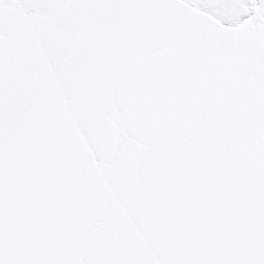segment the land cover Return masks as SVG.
I'll return each instance as SVG.
<instances>
[{"label": "snow or ice", "instance_id": "1", "mask_svg": "<svg viewBox=\"0 0 264 264\" xmlns=\"http://www.w3.org/2000/svg\"><path fill=\"white\" fill-rule=\"evenodd\" d=\"M0 264H264V0H0Z\"/></svg>", "mask_w": 264, "mask_h": 264}]
</instances>
